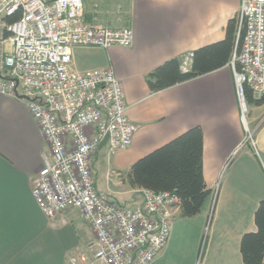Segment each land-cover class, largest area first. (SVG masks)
<instances>
[{"label": "crops", "instance_id": "crops-1", "mask_svg": "<svg viewBox=\"0 0 264 264\" xmlns=\"http://www.w3.org/2000/svg\"><path fill=\"white\" fill-rule=\"evenodd\" d=\"M84 21L93 28L131 30L130 48H74L72 69H112L124 91L127 116L137 127L132 144L110 156L106 145L92 159L95 188L116 203L140 204L142 190L130 185L131 167L188 130L203 133V178L210 196L201 213L209 225L201 264H243V235L257 231L254 214L264 201V163L246 154L254 174L234 173L227 189L213 188L247 134L229 65L194 80L153 92L147 78L171 60L181 64L200 49L224 41L240 0H82ZM251 115L253 141L264 157V117ZM247 146V145H246ZM253 151V152H252ZM48 144L25 100L0 95V264H94L93 234L76 210L47 218L32 196ZM254 157V158H253ZM247 164V163H246ZM251 167V166H250ZM252 175V176H251ZM259 177V178H258ZM215 210L212 212V205ZM210 214V215H209ZM180 216L175 211L172 224ZM171 231L167 245L151 264H197L194 244L183 249ZM205 228V227H204ZM190 242V241H189ZM188 242V243H189Z\"/></svg>", "mask_w": 264, "mask_h": 264}, {"label": "built area", "instance_id": "built-area-1", "mask_svg": "<svg viewBox=\"0 0 264 264\" xmlns=\"http://www.w3.org/2000/svg\"><path fill=\"white\" fill-rule=\"evenodd\" d=\"M235 20L237 46L229 67L248 132L245 88L256 99L264 97V0H240ZM132 43L131 30L89 26L82 0H0V95L26 101L48 144L33 199L49 219L68 210L80 213L94 237V264H151L168 243L180 205L169 192L142 190L140 204L121 206L95 188L93 156L103 145L110 156L126 150L137 127L113 70L76 72L72 50Z\"/></svg>", "mask_w": 264, "mask_h": 264}, {"label": "trees", "instance_id": "trees-1", "mask_svg": "<svg viewBox=\"0 0 264 264\" xmlns=\"http://www.w3.org/2000/svg\"><path fill=\"white\" fill-rule=\"evenodd\" d=\"M236 30L237 22L234 19L227 24L224 41L195 52L191 65L186 70H183L177 59L156 69L147 78L150 90H165L229 65L237 46ZM243 33L244 28L241 30L240 41ZM245 101L247 106H264V97L256 99L247 87ZM130 185L137 190L169 192L178 198L182 218L192 219L198 216L211 194L203 178L202 130L199 127L192 128L137 161L130 170ZM254 222L257 231L245 234L241 239L243 264H261L264 253V201L258 204Z\"/></svg>", "mask_w": 264, "mask_h": 264}, {"label": "rangeland", "instance_id": "rangeland-1", "mask_svg": "<svg viewBox=\"0 0 264 264\" xmlns=\"http://www.w3.org/2000/svg\"><path fill=\"white\" fill-rule=\"evenodd\" d=\"M259 112L256 111L255 107L247 106V113H245V122L247 124L248 132L245 135L244 147H240L233 156L229 159L226 166L221 171L216 186L213 188V192H216V195H219L220 192L223 193L224 190L227 189L228 183L230 185V179L234 173H237V176L239 178H242L243 172H248L249 174H254V169L252 168V164L248 161H246V154L251 153L249 148L253 149L252 141H253V133H252V126H251V115L258 114ZM260 118L264 117V108L260 111ZM242 118V115H241ZM254 143V141H253ZM247 145V146H246ZM253 152V151H252ZM256 156V162L261 165V163H264V157L260 155L258 157ZM254 158V157H253ZM247 163V164H246ZM251 166V167H250ZM252 176V175H251ZM259 178V177H258ZM140 195V193H139ZM212 212L215 210V203L212 205ZM210 215V214H209ZM205 217L202 219H196V220H189V219H180L176 218L172 224V229H174V232L172 234L174 235V239L179 242L181 241L183 249L189 247V245L192 243L194 244V249L197 246L198 250V260L197 264H201L202 262V256L203 251L206 245V242L208 240L209 236V225L206 226L203 224L201 225L199 222L203 221L205 222ZM205 227V228H204ZM190 241V242H189ZM189 242V243H188Z\"/></svg>", "mask_w": 264, "mask_h": 264}]
</instances>
